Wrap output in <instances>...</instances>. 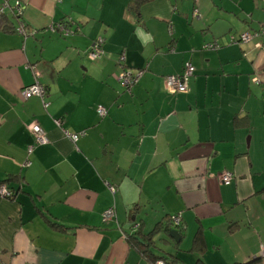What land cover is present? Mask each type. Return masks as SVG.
I'll return each instance as SVG.
<instances>
[{
    "label": "crops",
    "instance_id": "0c3cea01",
    "mask_svg": "<svg viewBox=\"0 0 264 264\" xmlns=\"http://www.w3.org/2000/svg\"><path fill=\"white\" fill-rule=\"evenodd\" d=\"M15 1L0 10V185L13 192L0 198V264H155L131 236L173 215L182 235L156 232V253L264 264V48L227 43L264 26V0H18L25 37ZM65 20L73 34L46 30ZM185 62L187 90L171 93L164 78ZM31 65L43 98L20 96ZM121 67L143 69L130 92ZM64 131L84 134L73 144Z\"/></svg>",
    "mask_w": 264,
    "mask_h": 264
},
{
    "label": "built area",
    "instance_id": "2783aa9c",
    "mask_svg": "<svg viewBox=\"0 0 264 264\" xmlns=\"http://www.w3.org/2000/svg\"><path fill=\"white\" fill-rule=\"evenodd\" d=\"M8 2L9 0L3 1L2 6L0 8L1 11H3L4 8L9 7ZM12 9L14 11V15L16 16L17 22H18V26L14 28V31L20 35H23L24 37L28 34H31V32L33 33L34 30L27 31L25 29V25L23 24L21 20L22 6L18 0L15 1V4ZM71 23L72 22L70 20L51 23L50 25L47 26L46 30L49 32H57L62 36H68V35L73 34L75 30L78 29V27L76 29H73L72 28L73 24ZM255 37H262V40L259 43H257V46L259 48H264V26L260 27L257 30H254L253 32L245 31V32L239 33L238 35L231 34L227 38V43H246ZM102 44H103V39L101 37L96 38L95 41L92 42L91 46L88 48L87 53H86L87 57L90 60L92 61L98 60L103 55ZM205 47L216 49L219 47V45L217 42H209V43H206ZM118 60H119V63L122 64L124 60V55L121 54ZM28 67L33 72L34 81L32 84L24 87L20 91V96L23 99H27L32 96L43 98L45 95V87L41 85L37 80V77L39 76V72L37 71L34 65H31ZM194 70L195 69L191 65V63L185 62L183 65L181 74L165 76L164 79H165L166 89L171 93L185 92L187 90L186 78L193 75ZM142 73H143V69L132 71L125 67H121V72L119 73L118 80L121 86L125 90L130 92L133 85L138 82ZM253 80L257 82L256 78H253ZM43 106L46 107L47 103H43ZM96 112L99 116H103L106 113V108L102 105H98L96 108ZM54 123L57 126H59L61 122L59 119H57V120H54ZM29 131L34 136L36 144L42 145V144H47L49 142L46 132L38 124L33 123L29 125ZM64 134L74 144L76 140L78 139V137L84 133L78 134V133H69L68 131H64ZM32 148L33 147L31 146L28 147L27 149L28 154L32 152ZM233 177H234L233 173L227 170L222 171L218 175L220 182L223 184H229L232 181ZM12 196H13V192L11 191L10 188H8L4 184L0 185V198H11ZM112 215H113V209L109 208L104 212L103 217L105 220L106 219L108 220L110 217H112ZM170 219L175 226L181 227V221H180L179 215H173L170 217ZM259 251H260V256L264 257V244L260 245ZM155 264H164V262L159 260Z\"/></svg>",
    "mask_w": 264,
    "mask_h": 264
},
{
    "label": "trees",
    "instance_id": "16d2710c",
    "mask_svg": "<svg viewBox=\"0 0 264 264\" xmlns=\"http://www.w3.org/2000/svg\"><path fill=\"white\" fill-rule=\"evenodd\" d=\"M136 1L142 2L145 0H136ZM170 226H173L174 228ZM175 228L178 229V226H175L172 223L170 216L166 217L164 222H160L158 225L155 226L152 232L144 235V237H142L141 239L135 238L136 236H131L132 237L131 239L133 241L132 244L135 245L136 248L139 249L140 253L152 263H156L157 261L161 260L164 262V264H180V260L175 254H168L165 252L156 253L157 251L154 250V240H153L154 234L159 231H163V233L168 234V231L170 229H175ZM180 229L181 228H179V230L177 231L179 232V235H182ZM200 243H201V238L195 236L193 240L192 249L201 250ZM195 264H205V263L202 261V259H200V257H198Z\"/></svg>",
    "mask_w": 264,
    "mask_h": 264
},
{
    "label": "water",
    "instance_id": "95a60500",
    "mask_svg": "<svg viewBox=\"0 0 264 264\" xmlns=\"http://www.w3.org/2000/svg\"><path fill=\"white\" fill-rule=\"evenodd\" d=\"M168 235L174 239L175 242L179 240V234L178 231L175 229H170L168 231ZM165 240V239H164Z\"/></svg>",
    "mask_w": 264,
    "mask_h": 264
}]
</instances>
